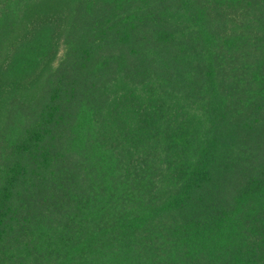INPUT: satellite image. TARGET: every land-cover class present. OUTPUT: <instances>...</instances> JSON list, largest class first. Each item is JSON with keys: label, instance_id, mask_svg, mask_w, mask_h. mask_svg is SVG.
<instances>
[{"label": "trees", "instance_id": "1", "mask_svg": "<svg viewBox=\"0 0 264 264\" xmlns=\"http://www.w3.org/2000/svg\"><path fill=\"white\" fill-rule=\"evenodd\" d=\"M0 264H264V0H0Z\"/></svg>", "mask_w": 264, "mask_h": 264}]
</instances>
